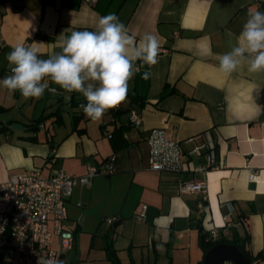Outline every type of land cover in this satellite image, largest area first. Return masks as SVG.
<instances>
[{"label": "crops", "instance_id": "0c3cea01", "mask_svg": "<svg viewBox=\"0 0 264 264\" xmlns=\"http://www.w3.org/2000/svg\"><path fill=\"white\" fill-rule=\"evenodd\" d=\"M257 10L264 12V0H0V79L8 74L5 57L15 45L37 43L47 58L72 31H93L110 13L137 43L148 34L159 43L158 63L149 68L137 62L129 82L128 91L144 105L136 110L139 126L128 125L129 113L116 122L127 126L120 148L110 138L117 125L113 109L94 121L75 105L84 100L79 93L57 88L56 94L46 90L40 99H25L0 89V118L9 123L0 129V182L33 169L43 177L58 169L80 176L87 164L115 160L114 172L75 185L65 199L66 227L75 235L66 257L73 264H114L105 249L109 238L119 264H199L207 252L201 236L211 228L224 236L228 202L238 225L228 228L227 237L237 231L242 238L244 224L251 253L264 250V72H249L247 63L230 75L219 70V56L236 45L248 13ZM144 71L150 79L142 78ZM75 113L81 115L76 127ZM39 118V126L30 128ZM154 128L179 143L181 171L149 169L147 138ZM206 137L215 157L200 171L205 154L188 152ZM185 182H202L205 192L181 191Z\"/></svg>", "mask_w": 264, "mask_h": 264}, {"label": "clouds", "instance_id": "9594fccd", "mask_svg": "<svg viewBox=\"0 0 264 264\" xmlns=\"http://www.w3.org/2000/svg\"><path fill=\"white\" fill-rule=\"evenodd\" d=\"M159 43L148 34L139 43L115 13L99 18L93 31H72L63 38L60 51L42 58L37 43L15 45L6 54L10 74L0 79V89L18 91L25 99H40L45 91L79 93L80 105L91 120H101L108 110L126 100L129 82L140 66L158 63ZM247 63L248 71L264 72V12L248 13L231 50L219 56V70L225 75ZM152 73L144 71L142 78ZM50 85H56L52 87ZM70 98V97H69Z\"/></svg>", "mask_w": 264, "mask_h": 264}, {"label": "built area", "instance_id": "2783aa9c", "mask_svg": "<svg viewBox=\"0 0 264 264\" xmlns=\"http://www.w3.org/2000/svg\"><path fill=\"white\" fill-rule=\"evenodd\" d=\"M129 120L131 126L137 127L141 123V116L133 109L129 113ZM147 142L149 169H183L185 162L181 158L180 145L167 138L164 130L152 129ZM188 153L197 156L204 153L205 163L196 170L206 171L214 161V144L206 137L205 142L195 144ZM114 171L115 160L111 156L99 165L87 164L85 173L80 176L58 169L43 177L38 169H33L17 179L0 182V253L6 260L5 264H73L66 257L74 248L75 235L66 227L65 199L75 185L88 183L97 174H110ZM249 178L254 179L255 174L251 173ZM180 190L205 192V185L202 182H185L180 185ZM225 206L228 213L224 217V234L229 227L238 225L230 219L233 204L228 202ZM199 207L202 208V204ZM145 208L143 206L135 216L136 219H143ZM218 234L216 228H211L207 238L216 239ZM55 237L58 239V247H54Z\"/></svg>", "mask_w": 264, "mask_h": 264}, {"label": "trees", "instance_id": "16d2710c", "mask_svg": "<svg viewBox=\"0 0 264 264\" xmlns=\"http://www.w3.org/2000/svg\"><path fill=\"white\" fill-rule=\"evenodd\" d=\"M86 103L85 100H81L76 102V106L80 107L81 104ZM144 105V100L141 96H139L136 93L133 92H129L127 94L126 100L121 103L118 107L113 108V114L115 116V123L120 119V117L123 114L126 113H130L131 110L135 109V110H139L140 107H142ZM3 108L0 106V114L3 112ZM59 117H61V114H59ZM81 117V115L75 113L72 115V119H73V123L75 124L76 127V121L79 120ZM43 120V118H39L35 121H33L29 127L30 128H36L39 126L40 122ZM3 121L0 118V129H5L9 127V123H5L3 125ZM117 124V123H116ZM128 125H130V120L128 121ZM127 126H125L124 124H117L115 125V128L112 130V133L110 134V138H112V143H113V147L116 148H120L121 146H124L126 143L124 142V138H123V130L126 129ZM121 142L120 145H116L115 142ZM110 158V157H109ZM241 222V220H240ZM241 224H243V222H241ZM244 226V236L238 237L237 231H232V238H228V232L226 234H223L224 236H221L220 238L217 239H210L207 238L204 235L201 236V243L203 244L204 248L206 249V251H208L212 246H214L215 244L218 243H229V244H233L235 246H237V248L244 254V256L246 257V259L248 261H250L252 264H254V261L257 260H261L264 259V250H262L261 252L257 253L256 255H253L250 251V249L248 248L249 242H250V233L248 228H246V226L243 224ZM226 236V237H225ZM106 237H109V234H107ZM105 249L107 251V254L109 255V257L113 260L114 264H119V260H118V256L116 254V250L113 247V240L112 239H108L106 240V244H105Z\"/></svg>", "mask_w": 264, "mask_h": 264}, {"label": "water", "instance_id": "95a60500", "mask_svg": "<svg viewBox=\"0 0 264 264\" xmlns=\"http://www.w3.org/2000/svg\"><path fill=\"white\" fill-rule=\"evenodd\" d=\"M13 128L23 129V126L21 124H13ZM225 262L252 264L237 246L229 243H218L212 246L199 264H222Z\"/></svg>", "mask_w": 264, "mask_h": 264}, {"label": "rangeland", "instance_id": "374dc122", "mask_svg": "<svg viewBox=\"0 0 264 264\" xmlns=\"http://www.w3.org/2000/svg\"><path fill=\"white\" fill-rule=\"evenodd\" d=\"M69 257H70V255H69ZM4 258H3V256H2V254L0 253V260H3Z\"/></svg>", "mask_w": 264, "mask_h": 264}]
</instances>
